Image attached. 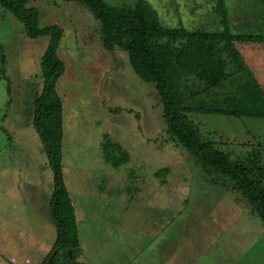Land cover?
Instances as JSON below:
<instances>
[{
	"label": "rangeland",
	"instance_id": "374dc122",
	"mask_svg": "<svg viewBox=\"0 0 264 264\" xmlns=\"http://www.w3.org/2000/svg\"><path fill=\"white\" fill-rule=\"evenodd\" d=\"M133 6L136 0H104ZM231 32L264 31V0H224ZM165 26L224 28L217 0H146ZM38 26L58 24L61 167L80 232V264H264V220L229 177L191 155L167 131L153 82L133 70L127 51L103 45L101 24L82 0H30ZM47 35L30 37L0 4V264H73L54 249L49 201L53 172L33 124ZM251 42H237L254 78ZM260 43V42H255ZM248 64H247V63ZM246 72L222 86L182 82L186 104L225 108ZM233 162L264 167V117L185 113ZM123 153L105 159L103 145ZM77 226V225H76ZM84 256V257H83Z\"/></svg>",
	"mask_w": 264,
	"mask_h": 264
},
{
	"label": "trees",
	"instance_id": "16d2710c",
	"mask_svg": "<svg viewBox=\"0 0 264 264\" xmlns=\"http://www.w3.org/2000/svg\"><path fill=\"white\" fill-rule=\"evenodd\" d=\"M29 1L0 0V4L21 21L27 36L49 37L40 63L42 87L33 100V124L53 172L49 208L56 227L54 249L69 248L73 264H80L76 258L82 250L61 167L62 109L55 89L57 79L64 73V63L56 54L63 30L58 24L38 26L40 14L36 7L29 5ZM82 1L101 24L104 47L124 48L135 73L145 82L155 83L167 131L203 164L233 180L264 220V167L233 163L228 154L203 137L185 115L199 112L241 118L264 117V91L251 76L235 45L238 41L264 43V31L245 33L228 30V8L224 0H217L215 5L224 24L220 31L165 26L146 0H136L133 6L120 7L109 5L104 0ZM239 72H246L249 77L238 85V96L224 98L227 102L225 108L205 102L186 104L182 82L187 78L194 77L205 87H218ZM103 148L105 159H111L112 164L117 165V159L110 155L109 150L123 153L121 147L106 142Z\"/></svg>",
	"mask_w": 264,
	"mask_h": 264
},
{
	"label": "crops",
	"instance_id": "0c3cea01",
	"mask_svg": "<svg viewBox=\"0 0 264 264\" xmlns=\"http://www.w3.org/2000/svg\"><path fill=\"white\" fill-rule=\"evenodd\" d=\"M249 44H250L249 48L251 49L250 57H252V59L250 60L249 66L251 67V69L253 71L254 78L257 81L259 87L261 88L262 91H264V43L251 42ZM235 45L238 48L237 42H235ZM63 176H64V174H63ZM65 185H66V183H65ZM66 187H67V185H66ZM75 222H76V225L78 227L76 218H75ZM79 231L80 230L78 228V237H79V241L81 243ZM81 250H82V255H83L84 248L82 247ZM105 260L107 261L108 264L112 263V260L110 257H108V259H105Z\"/></svg>",
	"mask_w": 264,
	"mask_h": 264
}]
</instances>
